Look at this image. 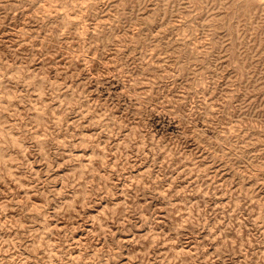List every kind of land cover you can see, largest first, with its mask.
<instances>
[{
  "label": "rangeland",
  "instance_id": "374dc122",
  "mask_svg": "<svg viewBox=\"0 0 264 264\" xmlns=\"http://www.w3.org/2000/svg\"><path fill=\"white\" fill-rule=\"evenodd\" d=\"M0 264H264V0H0Z\"/></svg>",
  "mask_w": 264,
  "mask_h": 264
}]
</instances>
